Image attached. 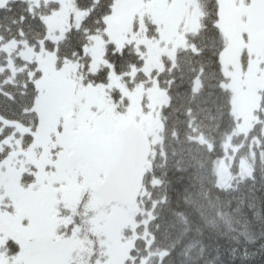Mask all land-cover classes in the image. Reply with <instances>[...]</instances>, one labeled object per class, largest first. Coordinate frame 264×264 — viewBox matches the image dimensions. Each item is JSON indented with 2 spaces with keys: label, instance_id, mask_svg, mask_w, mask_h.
I'll use <instances>...</instances> for the list:
<instances>
[{
  "label": "rangeland",
  "instance_id": "1",
  "mask_svg": "<svg viewBox=\"0 0 264 264\" xmlns=\"http://www.w3.org/2000/svg\"><path fill=\"white\" fill-rule=\"evenodd\" d=\"M26 1L35 8L41 3L55 6L43 18L53 41L72 25L79 26L85 15L73 0ZM218 3L217 26L226 44L220 56L222 86L231 93L234 132L246 134L257 120L255 111L264 91V0ZM199 18L194 0H114L104 33L92 35L84 47L90 57L87 68L82 62L67 61L56 69L54 53L44 48L35 50L16 41L0 45L9 56V69L15 55L35 62L41 71L33 108L40 125L32 133L33 142L23 148L22 138L14 135L3 142L10 152L0 162V221L10 229H0V264L5 259L2 246L8 241L16 246V257L8 264L18 259V264H88L91 254L94 264H126L134 240L130 234L138 224L133 216L142 210L116 204L99 208L93 186L109 169L102 153L114 155L107 148L121 141L119 129L128 121L144 129L154 153L161 140L160 112L168 101L157 73L163 70L164 59L173 61L176 50L185 46L184 35L195 30ZM149 22L155 25L151 36ZM111 42L119 49L134 47L145 78L134 80L133 68L125 80L110 70L105 84L84 83L83 69L96 73L109 67L103 54ZM16 128L20 134L24 131ZM224 149L214 167L219 187L230 183L229 151L235 147L227 139ZM246 165L240 161L239 176L250 175ZM76 220L82 223L72 225ZM40 239L44 243H33Z\"/></svg>",
  "mask_w": 264,
  "mask_h": 264
},
{
  "label": "trees",
  "instance_id": "2",
  "mask_svg": "<svg viewBox=\"0 0 264 264\" xmlns=\"http://www.w3.org/2000/svg\"><path fill=\"white\" fill-rule=\"evenodd\" d=\"M194 1L200 10L197 27L184 35L185 46L176 50L173 61L164 59V68L157 73L168 101L160 112L161 140L148 158L150 166L135 206L142 211L133 216L138 224L130 234L134 240L126 264H264V91L256 122L246 134L235 133L231 93L222 86L220 56L226 44L217 26L219 3ZM73 2L85 13L83 19L53 41L47 37L43 18L55 6L41 3L35 8L26 0H8L0 10V45L16 41L35 50L44 48L54 53L56 69L67 61L82 62L87 68L90 57L84 47L92 35L104 33L114 0ZM154 26L148 23L149 36ZM104 49L109 67L96 73L83 69L85 84H105L110 70L125 80L134 68V80L145 78L140 71L143 61L132 45L119 49L111 42ZM11 61L9 69V56L0 51V162L10 152L3 143L7 138L20 137L22 147H27L40 125V115L33 108L41 71L35 62L18 56L11 55ZM4 121L24 131L20 134ZM227 139L235 147L229 151L231 180L227 187H219L214 167L225 154ZM241 160L248 164L250 175L239 176ZM1 252L2 264H8L16 257V246L8 241ZM91 257L88 264H94L95 256Z\"/></svg>",
  "mask_w": 264,
  "mask_h": 264
},
{
  "label": "water",
  "instance_id": "3",
  "mask_svg": "<svg viewBox=\"0 0 264 264\" xmlns=\"http://www.w3.org/2000/svg\"><path fill=\"white\" fill-rule=\"evenodd\" d=\"M7 5L0 0V10ZM119 155L103 176L100 183L93 187L94 195L99 198L100 206L116 204L133 208L139 199L143 178L148 168L151 144L147 133L134 121H129L121 130ZM0 229L7 227L1 224Z\"/></svg>",
  "mask_w": 264,
  "mask_h": 264
},
{
  "label": "flooded vegetation",
  "instance_id": "4",
  "mask_svg": "<svg viewBox=\"0 0 264 264\" xmlns=\"http://www.w3.org/2000/svg\"><path fill=\"white\" fill-rule=\"evenodd\" d=\"M120 145H121V141L115 145H110L107 150L110 151L112 154L111 157L107 156V155H104V153H102V155L104 156V163L106 165V170L113 164L115 163L117 157H118V154H119V150H120ZM109 152V153H110ZM114 156V157H113ZM112 160H115L113 163L111 162ZM8 229H10V226L8 224H6Z\"/></svg>",
  "mask_w": 264,
  "mask_h": 264
}]
</instances>
